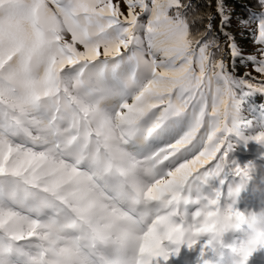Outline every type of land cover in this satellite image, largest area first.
I'll list each match as a JSON object with an SVG mask.
<instances>
[{"label": "trees", "instance_id": "obj_1", "mask_svg": "<svg viewBox=\"0 0 264 264\" xmlns=\"http://www.w3.org/2000/svg\"><path fill=\"white\" fill-rule=\"evenodd\" d=\"M106 1L105 14L114 15L119 20V25L128 26L125 33L128 46L124 52L112 54L113 58L105 56L103 59L105 75L108 76L113 72L111 70H115L110 68L113 64L122 65L125 57L129 61L127 67L131 70V75L150 78L151 68H155L156 73L159 72L157 67L161 64L163 55L153 36L159 38L161 33L151 32L153 27L151 23L154 25L169 23L172 25L170 27L181 30L186 57L195 61L206 74L211 75L223 91L226 106L225 110L220 112L218 124L213 121L211 114L206 113L204 119L194 128L185 126L183 122L187 119L180 120L178 116L175 117L177 111L182 112L184 107L180 104L183 101L182 95L173 87L150 89L149 94L162 96L163 102L143 99L142 103L134 102L133 105L128 102L125 108L121 101L130 100L119 92L116 85H112L115 91L112 94L111 87L90 90L84 85L86 77L84 82L80 81L83 76L82 70L77 69L81 66V63H78L66 75L68 90L67 95H62L65 100L74 101L75 106L65 108L61 112L62 123L54 130L59 135L56 142L59 143L62 152L56 153L51 145V139L49 140L53 130L47 126L46 118L44 114L42 115L46 111L39 110L37 122L38 119L32 120L24 112L14 113L12 108L0 104V121L13 125L19 119L23 124L30 126L29 130H23L24 136L19 137V134L14 136L16 144L28 148L30 153L39 151L40 154H52L54 158L51 160L56 161L57 168L63 170V173H60L48 162L41 159L37 161V156L34 157L36 153L32 154L33 156L29 155L38 164L35 163L33 167L25 165L22 169L24 172L18 176L6 174L0 177L4 183L10 179L14 184V192L7 186L0 194L8 199H14L16 196L27 198L28 194L32 193L35 197L48 199L49 207H52L55 201L62 202L63 204L56 207L60 211L64 210V213H76L79 221L74 225L83 234L89 238L106 236L104 245L101 246L103 248L97 250L104 252L95 253L99 257L104 253L107 262L102 264H131L132 256L134 257L136 253V247L132 246V242L139 244L141 228L124 212L119 203L136 213L137 207H146L147 197L154 196L153 193L146 191L145 178L152 177L154 181L158 178L166 179L170 172H175L181 166L189 164L188 162L198 161L183 187L175 193L176 204L171 213L175 219L173 225L176 226L171 225L174 230L172 239L163 242L159 240V232L151 235L157 250L152 247L148 251L155 255H151L147 264H243L239 255L241 248L248 247L253 242L264 246V231H255L248 226L250 221L254 222L264 214V139H261L264 136V96L246 97L237 83V78L227 71L224 54L226 42L223 36L214 33L216 0ZM225 2V14L232 11L235 19L233 21H240V26L247 30V33L240 37L242 43H239L238 47L248 56L250 49L260 47L252 42L250 34L256 27L253 19H259L260 14L264 13V0ZM237 4L241 7L237 8ZM244 5L248 6L247 9ZM132 9L135 10V16L131 17L128 12ZM249 30L252 32L249 33ZM89 32L92 34L91 30ZM62 36L66 46L72 51L82 47L69 32L63 30ZM60 40L62 43V39ZM139 40L144 42L141 46L138 45ZM244 40L247 42L244 43ZM55 47H59V44ZM60 49L67 51L63 44ZM108 49L112 50V46L107 45L104 48L106 51H109ZM142 62L147 63L143 70ZM90 67L91 64L86 70L93 68ZM93 79L97 85L100 84L98 78ZM156 82L158 80L153 79V84ZM163 85L165 84L161 86ZM132 91H136L135 87ZM76 98L80 99L81 103H76ZM118 107L125 108L130 116L133 115L130 121L121 119V126L113 124V116L107 112V108L111 110ZM1 134L3 135V130H0ZM207 134L212 135L209 137ZM0 137L9 139L5 136ZM28 143L29 146H26ZM127 144L132 150L128 148L126 152L124 148ZM67 147L69 152L66 151ZM115 148L125 152L124 157L121 156L124 162L125 160L131 162L136 156L138 162L143 165L130 164L132 169L137 170V174L132 175L127 169H124L125 173H120L114 160L110 161L115 166L114 186L118 201L107 193L93 192L82 167L89 160L100 162L101 158L97 157L110 156L107 154L113 152ZM4 149L20 155L17 149L0 144V151ZM72 163L75 166H72ZM258 165L261 166V173L256 172L260 170L257 168ZM124 174L127 179L124 178ZM38 183L45 184L46 189L30 190V185ZM84 186L90 189L91 197L84 192L85 189L81 190L82 193L73 189ZM53 195H56L57 199H54ZM82 199L86 203L90 202L92 206L99 207L89 209L87 205L80 203ZM135 199L138 201L136 205ZM106 201H110L111 206ZM0 208L9 212L1 203ZM240 210L244 211V219L241 221L234 218V213ZM35 212L42 214L40 211ZM13 214L23 223L34 224L22 215ZM77 215H70L73 221L78 220ZM57 217L62 218L61 215ZM144 222L150 223L146 218ZM88 223L93 224L94 230L83 226ZM35 224H41L49 235L56 234L58 230L47 220ZM58 226L63 227L59 223ZM178 226L181 229L189 228L193 238L196 237L206 244L199 262L193 263L188 254H181L183 237L181 231L176 230ZM81 242L84 243L86 240L81 239ZM21 243L23 244L22 241ZM29 257L26 255L24 258ZM251 264H264V258L252 260Z\"/></svg>", "mask_w": 264, "mask_h": 264}, {"label": "rangeland", "instance_id": "obj_2", "mask_svg": "<svg viewBox=\"0 0 264 264\" xmlns=\"http://www.w3.org/2000/svg\"><path fill=\"white\" fill-rule=\"evenodd\" d=\"M106 3V0H0V104L12 108L14 113L24 112L28 118L38 119L37 122H39V110L46 111L42 115L44 114L43 116L46 118L47 126L53 130L49 135V140L51 139V145L55 148L56 153L62 152L59 143L56 142V139L59 140V135L54 130L62 123L60 121L62 119L61 112L65 108L75 106L74 101L65 100L62 97V95H67L68 90L65 77L72 67L81 63V66L77 67L79 71L82 70L83 79L80 81L84 82V77H86V84H83L87 85L90 90L111 87V94L115 92L112 85H116L119 92L125 94V97L130 100L123 99L121 101L125 108H127L128 102L133 105L134 102L142 103L143 99L163 102L162 96L149 94L150 89L173 87L177 88L176 92L182 95V103L178 98L177 100L184 107L182 112L177 111L175 117L178 116L180 120L187 119L183 122L185 126L194 128L204 119L206 113L211 114L213 121L217 122L220 112L224 111L226 106L222 96L223 91L211 75L206 74L195 61L186 57L183 34L180 29L170 27L172 25L169 23L161 25L151 23L153 26L151 32L161 33L159 38L154 35L153 40L156 41L157 47L159 46L162 50L160 53L165 57L162 56L161 64L157 67L159 72L156 73L155 68H151L150 78L131 75V70L127 67L129 61L125 57L122 65L113 64L110 68H115V70H111L113 72H110L108 76L105 75V60H103L105 56L111 57L112 54L124 52L128 46V40L125 37L128 26L119 25V20L114 15L105 14ZM135 5L137 7V4ZM215 5L217 6V0ZM128 15L135 16V10H130ZM225 15L230 16L232 21L235 20L232 11ZM215 17L214 33L217 36H223L226 42L224 54L227 71L236 78L240 76L241 68L244 72H253L250 64L246 66L241 63L242 58L246 55L238 47L239 43H242L240 37L246 34L247 30L240 26L238 20L221 29L222 22L218 18L217 11ZM63 30L74 36L82 47L74 51L68 48L63 41ZM90 30L92 34L89 32ZM225 32L230 35L226 36ZM251 32L252 30H249V33ZM60 39H62V43ZM138 42L140 46L144 43L141 40ZM54 44H59L60 48L63 44L67 51H62ZM107 45L112 46V50H104ZM157 52H159L158 49ZM248 54L257 57L261 55L257 49H250ZM234 62L236 67H233ZM89 64L93 68L87 71ZM145 64L147 63H141L142 70ZM253 75L257 74L253 72ZM94 77L99 79V85L95 83ZM153 79L158 82L153 84ZM162 84L165 85L161 86ZM133 87L136 89L135 92L132 91ZM54 93L56 94L54 95ZM76 103H81L80 99L76 98ZM125 108H122L123 110L119 107L111 110L107 108V112L113 116V124L121 126V119L132 120L133 115L130 116ZM8 115H10L9 112ZM29 129L30 126L23 124L19 119L13 125L0 121V130H3V135L0 136L9 138L0 137V144L11 146L20 153L18 155L7 149L0 151V177L6 174L18 176L24 172L22 169L25 165L33 167L35 163L38 164L39 159L48 162L50 166L53 165L55 171L63 173L62 169L57 168L56 161L51 160L52 157L54 158L52 154H40L39 151L30 153L28 148L16 144L14 136L19 134V137H22L25 134L23 130ZM207 135L210 137L212 134ZM230 135L232 134L230 133ZM26 146H29V143ZM130 148V145L127 144L124 149L125 151L132 150ZM35 153L37 155L34 157L37 156V161L30 157ZM124 154L125 152L115 148L113 152L107 154L110 156L97 157L101 158L102 163L89 160L82 166L93 192L107 193L114 200H119L114 186L115 166L110 161L114 160L117 171L120 173H125L124 169H127L132 175H136L137 170L132 169L130 164L143 166L138 162L136 156L135 160L131 162L125 160L124 162L121 160V156L124 157ZM59 158V154H57V159ZM188 163L175 172H170L166 179L158 178L154 181L155 179L152 177H150L151 179L145 178L146 191L154 194V196L146 198L145 208L139 206L135 213L119 203L124 212L141 228L139 244L132 242V246L136 247V253L134 257L132 256L131 264H147L151 255H155L148 252L152 247L157 250L155 240H152L151 237L154 233L159 232V240L163 242L172 239L174 230L171 225L174 224L175 219L171 211L176 204V202L174 203L175 193L183 187L186 178L198 161ZM72 166L75 165L72 163ZM257 168L260 169L261 166L258 165ZM256 172L261 173L262 169L256 170ZM124 178L127 179L126 174H124ZM7 186L14 192V184L10 179L5 183L0 180V191H4ZM29 187L30 190L32 188L40 191L46 189L45 184L41 183ZM73 189L79 193L85 189L84 192L86 191L91 197L90 189L86 186ZM53 196L54 199H57L56 195ZM80 197L81 195H79V199H81ZM47 200L35 197L32 193H29L27 198L16 196L14 199H8L0 194V203L9 211L0 208V264H102L107 262L104 259V253L100 257L95 255L96 252L99 254L104 252L97 250L103 248L101 246L104 245L106 236L89 238L74 225L79 221V216L76 213L60 211L56 207L63 204L60 201H55L53 206L49 207ZM106 202L111 206L110 201ZM80 203H84L89 209L99 207V205L92 206L90 202L86 203L83 199ZM137 203L138 201L135 199L134 204ZM109 209L111 208L109 207ZM35 211H40L42 214H37ZM13 213L22 215L34 224L21 222ZM225 213L227 214V211ZM243 213V210L237 211L234 213V218L239 221L243 220ZM57 215H61L62 218H58ZM70 215H77L78 220L73 221ZM145 218L147 222H150L149 224L144 222ZM43 220L50 221L57 227L56 234L49 235L41 224H35L41 223ZM58 223L63 227H59ZM83 226L94 230L91 223ZM175 226L173 225V227ZM176 230L181 231L183 237L182 255H189L191 252L199 255L204 254L206 244L197 240L196 237L193 238L189 228L181 229L178 226ZM81 239L86 242L82 243ZM26 255L30 256L29 259L24 258Z\"/></svg>", "mask_w": 264, "mask_h": 264}, {"label": "snow or ice", "instance_id": "obj_3", "mask_svg": "<svg viewBox=\"0 0 264 264\" xmlns=\"http://www.w3.org/2000/svg\"><path fill=\"white\" fill-rule=\"evenodd\" d=\"M236 7L239 8L241 5L237 4ZM244 7L247 9L248 6L244 5ZM216 11L218 18L222 22L221 29L234 23L230 16L224 14V0H217ZM253 22L256 24V27L250 35L252 42L260 46L257 50L261 55L259 57L248 55L244 56L241 60V63L246 66L250 64L253 72L257 74L253 75V72H244L241 68L237 83L246 97L264 96V13L260 14L259 19L254 18ZM224 34L226 36L230 35L228 32ZM233 67H236L235 62ZM261 139H264V136ZM239 255L243 264H251L252 260L264 258V246L253 242L248 247L241 248Z\"/></svg>", "mask_w": 264, "mask_h": 264}, {"label": "clouds", "instance_id": "obj_4", "mask_svg": "<svg viewBox=\"0 0 264 264\" xmlns=\"http://www.w3.org/2000/svg\"><path fill=\"white\" fill-rule=\"evenodd\" d=\"M249 228L255 231H264V214H261L260 218L254 222H249Z\"/></svg>", "mask_w": 264, "mask_h": 264}, {"label": "water", "instance_id": "obj_5", "mask_svg": "<svg viewBox=\"0 0 264 264\" xmlns=\"http://www.w3.org/2000/svg\"><path fill=\"white\" fill-rule=\"evenodd\" d=\"M189 258H190V260L193 261V262H198V261L200 260V255L197 254V253H195V252H191V253L189 254Z\"/></svg>", "mask_w": 264, "mask_h": 264}]
</instances>
